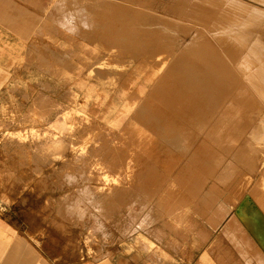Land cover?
Wrapping results in <instances>:
<instances>
[{"label":"rangeland","instance_id":"rangeland-1","mask_svg":"<svg viewBox=\"0 0 264 264\" xmlns=\"http://www.w3.org/2000/svg\"><path fill=\"white\" fill-rule=\"evenodd\" d=\"M11 1L3 3V33L17 34L19 58L17 76L0 91L2 226L17 228L54 264H98L118 255L126 264H163L176 255L181 264H263L257 248L245 244L254 243L245 227L238 228L245 243L227 228L231 219L239 222L229 210L233 195L252 193L264 175L252 148L232 142L253 127L240 108L256 105L234 87L217 108L192 107L198 95L187 86L189 72L204 80L220 73L227 84L231 73L246 84L244 49L224 32L236 5ZM209 108L206 117L201 112ZM238 121L246 125L242 133ZM200 123H207L203 134ZM216 124L221 130L213 140L204 134ZM197 141L206 145L193 148Z\"/></svg>","mask_w":264,"mask_h":264},{"label":"bare ground","instance_id":"bare-ground-1","mask_svg":"<svg viewBox=\"0 0 264 264\" xmlns=\"http://www.w3.org/2000/svg\"><path fill=\"white\" fill-rule=\"evenodd\" d=\"M59 1L55 2V3L56 4L60 3V5H62L64 3L63 2L64 0H59ZM230 2L234 3L236 5L235 7L238 8V10H236L235 7H234L235 8L234 10H233V8L232 9L230 8V10H231V14H230L229 10L225 9V6L223 5L224 7L220 8L219 12L221 13V15L223 14V17H225V18L227 16L226 13H229L230 16H227L228 19H230L229 21H234L232 24V27L230 26L231 28H229V30H226L224 32H230V34L232 35V38L236 39L240 43L241 50H242V48L244 49V50H242V51H244V56H243L241 62H239V63H241L240 67H241V70L244 71L243 75H244V78L246 80L243 79L242 76H240V75L239 76H240V78H242L243 80L246 81V84L243 86L242 83L239 81V79L237 80V79H235V77L234 78L232 77L231 73L229 75V80H231V81L227 84L224 82V80L220 79V75H219L220 73L219 74L211 73L212 75H209V77H206V79L204 80V78H203L204 76H202V75L199 76L196 73L189 72L190 75H187V77L189 78L187 86L190 87L191 90L193 92H196L198 95L197 98H195L194 95L192 96V101H191L192 107H197V105L200 106L203 104H205V105L212 104V105H216V108H217L220 101H221L220 95L226 96L225 94H227V93L230 95L232 93V91L235 90L234 87L238 88V90L240 91V94H241V98L244 99L246 104H248V103L250 104L252 102V104L256 105L254 108H252L250 110L240 108L239 111H240V113H242V116L247 118L250 121V123L253 125V127L252 128L250 127L249 131H247L243 127V126H245V128H246V125L244 123L238 121L237 125H236V130L239 131V133L240 132L242 133L244 130H246L245 134H248L249 137L245 138L244 140H242V137L241 138L236 137L233 139L232 142H234V144H237V145L238 144H244V143L248 144L249 147L252 148L251 149L252 150L251 151V153H252L251 157H252L253 161H255L258 166H264V0H231V1L229 0L228 3H230ZM217 3H222V2L217 1ZM52 10H53V8H52ZM206 12H207V9H206ZM228 19H226V20L228 21ZM225 23L223 22V24H225ZM229 24H230V22H229ZM81 25H80V27H81ZM222 25H221V30L223 29L222 27H225V25L224 26H222ZM227 25H228V22H227ZM54 29L55 28H53V30ZM217 29H220V28L217 27ZM217 29H215V30H217ZM57 31H58V29H57ZM46 32H49V31H46ZM50 32L53 33L55 31L51 30ZM232 32H233V34H232ZM217 33L219 34V32H217ZM209 34H211V33H209ZM53 35L55 36V33ZM218 37L219 36H216V38H218ZM213 38H215V37H213ZM218 39L220 40L221 38L219 37ZM225 39L226 38H224V40ZM222 40L223 39H221V42H222ZM224 40H223V43L226 42ZM215 41H216V43H218L217 40H215ZM230 44H232V43H229V45ZM218 45H220V43H218ZM230 46H233V45H230ZM217 47L219 48V46H217ZM224 47H225V45H224ZM227 48H229V47L227 46ZM232 48L233 47H231V49ZM234 49H235V45H234ZM187 50H189V49L187 48ZM226 50H228V49H226ZM238 50H240V48ZM189 51H191V50H189ZM227 52H229V51H227ZM238 52H240V51H238ZM230 54L232 56V53H230ZM233 54H237V53H233ZM239 54H241V52ZM231 63H232V61H231ZM236 63H237V65L239 64L238 62H236ZM84 64H86V63H84ZM145 66H146V64H145ZM233 68H232L233 69L232 72L235 71L236 67L233 66ZM158 73H159V71H158ZM223 75H225V73H223ZM230 88L232 89V91L230 90ZM166 97H167V99H170V98H172V95L168 94ZM234 98H235L233 100L234 103H240V107H245L246 104H242L238 100L237 95H235ZM164 102H166V101H164ZM209 110H210V108L205 110V111H202L201 113L207 117L209 114ZM196 114H197V112H193L192 115H194L196 117ZM200 124H201V126L197 130H198V133L203 134L207 130L206 126H205V124H207V123H205V124L200 123ZM231 124L233 125L232 122H231ZM190 128H193L192 130H196L194 127H190ZM192 130H187V129L183 130L182 129L181 133H183L184 138L190 139V138H192V132H190ZM220 130H219V124H216L212 127L211 132L207 131L206 134H204V135H206L209 138L214 140L215 136L220 133ZM184 135L191 136V137H185ZM181 138L182 137H180V136L176 137V139H181ZM175 144H177V142H175ZM204 144H205V141H202V143H198V141H197L196 144L194 143L193 148L196 146H198L196 148H203ZM215 144L216 143L214 142V144H212V145H215ZM223 145H224V143H223ZM191 147H192V144L189 143L188 148L190 149ZM246 161H247V159H246ZM186 165H187V163L179 169V172H177L176 176L180 177L182 175V173L184 174V172L186 171ZM233 166H235V165H233ZM248 166H250V164ZM251 166H252V164H251ZM250 172H251V170H250ZM245 174H247V173L245 172ZM261 176H262V178H260L257 181L256 188L254 190L252 189L253 191L249 190L252 193H246V194L244 193L245 195H243V197H241V192L240 193L235 192L236 195H233V197L230 201V204H229V210L234 209L235 217L239 222H237L233 218V219H231L232 221L229 222L227 228L233 230L234 232L238 230L236 235L238 237L240 236L241 240L245 243L244 239L246 237H244V236L241 237L240 230L238 229L240 225H243L245 227L246 231L254 239V243L250 244L249 240H247L245 244L252 247L253 250H254V247L257 248L254 250L255 258L257 260H262V263L264 264V254H262V252H261V249L264 250V178H263L264 175H261ZM231 179H232V177H231ZM238 179H240V178L238 177ZM243 182L245 183V181H243ZM248 182H250L249 178H248ZM237 183H238V181H237ZM239 186H241V185H239ZM237 187H238V185H237ZM200 189H201V187H200ZM223 191H225V190H223ZM199 192H201V191H199ZM230 193H232V192L230 191ZM164 206L165 205H163V207ZM179 207H180V205H179ZM182 207L183 206H181V208ZM171 208L173 209V207H171ZM174 208H178V206L174 207ZM165 210H166V208H165ZM173 210H176V209H173ZM159 211L161 212V210H159ZM159 216H160V214H159ZM178 230H179V228H178ZM228 237L232 238L233 234H229ZM146 240H148V239H146Z\"/></svg>","mask_w":264,"mask_h":264},{"label":"crops","instance_id":"crops-1","mask_svg":"<svg viewBox=\"0 0 264 264\" xmlns=\"http://www.w3.org/2000/svg\"><path fill=\"white\" fill-rule=\"evenodd\" d=\"M3 3L10 5V3L12 4V1L0 0V91L5 85L7 77L10 81L11 77L15 75L17 76L19 58L17 53L19 43L17 34L13 31H10L9 34L3 33ZM15 4H17V0H15ZM9 12L10 20L8 26L12 28V21L17 20V10L14 9V12L16 13L15 16L12 12V6L9 9ZM3 42L4 44H7L8 47L3 45ZM176 256H171L170 260L165 261L163 264H167V262L168 264H181L179 260H176ZM173 258H175V260ZM0 264L54 263L35 245L33 241L22 236L17 228L3 227L2 222L0 221ZM98 264H126V262L125 258L118 255V257L115 256L101 261Z\"/></svg>","mask_w":264,"mask_h":264}]
</instances>
